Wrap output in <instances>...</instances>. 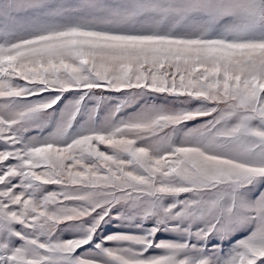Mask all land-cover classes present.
Returning a JSON list of instances; mask_svg holds the SVG:
<instances>
[{"label": "snow or ice", "instance_id": "1", "mask_svg": "<svg viewBox=\"0 0 264 264\" xmlns=\"http://www.w3.org/2000/svg\"><path fill=\"white\" fill-rule=\"evenodd\" d=\"M0 264H264V0H0Z\"/></svg>", "mask_w": 264, "mask_h": 264}]
</instances>
